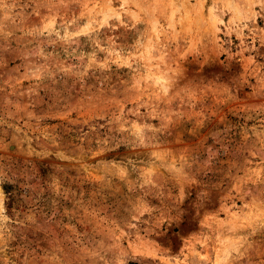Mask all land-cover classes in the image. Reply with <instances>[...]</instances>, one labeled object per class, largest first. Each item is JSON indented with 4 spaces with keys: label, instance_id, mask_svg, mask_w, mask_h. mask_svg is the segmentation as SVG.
I'll return each mask as SVG.
<instances>
[{
    "label": "rangeland",
    "instance_id": "rangeland-1",
    "mask_svg": "<svg viewBox=\"0 0 264 264\" xmlns=\"http://www.w3.org/2000/svg\"><path fill=\"white\" fill-rule=\"evenodd\" d=\"M0 264H264V0H0Z\"/></svg>",
    "mask_w": 264,
    "mask_h": 264
}]
</instances>
